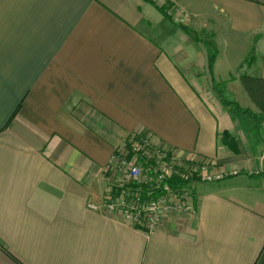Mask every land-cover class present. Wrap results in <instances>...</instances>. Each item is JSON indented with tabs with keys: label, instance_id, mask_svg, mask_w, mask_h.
<instances>
[{
	"label": "crops",
	"instance_id": "0c3cea01",
	"mask_svg": "<svg viewBox=\"0 0 264 264\" xmlns=\"http://www.w3.org/2000/svg\"><path fill=\"white\" fill-rule=\"evenodd\" d=\"M228 36L253 51L237 72L217 70ZM243 73L264 77V0H0V264H264V122ZM146 135L242 171L196 180L197 213L153 232L92 209Z\"/></svg>",
	"mask_w": 264,
	"mask_h": 264
},
{
	"label": "built area",
	"instance_id": "2783aa9c",
	"mask_svg": "<svg viewBox=\"0 0 264 264\" xmlns=\"http://www.w3.org/2000/svg\"><path fill=\"white\" fill-rule=\"evenodd\" d=\"M176 14L181 19L190 16L182 8H177ZM131 149L140 157L121 159L128 168L119 196L105 201L103 206L91 203L90 207L103 213L118 212L126 222L148 232L157 230L166 214L197 213L192 187L196 180L217 181L239 174L237 168L219 170L199 158L192 162L180 160L172 147L155 146L148 135L132 140Z\"/></svg>",
	"mask_w": 264,
	"mask_h": 264
},
{
	"label": "trees",
	"instance_id": "16d2710c",
	"mask_svg": "<svg viewBox=\"0 0 264 264\" xmlns=\"http://www.w3.org/2000/svg\"><path fill=\"white\" fill-rule=\"evenodd\" d=\"M153 2H155V0H153ZM206 44L210 51L209 64L212 66L218 50L212 42L209 41ZM240 80L249 97L260 110L259 113H253L249 109L243 112L253 118L254 126L258 128L259 125L264 122V77L243 73L240 75ZM220 96L225 105L232 106L234 112L242 111L241 107L237 103H231L225 98L223 91L220 92Z\"/></svg>",
	"mask_w": 264,
	"mask_h": 264
},
{
	"label": "rangeland",
	"instance_id": "374dc122",
	"mask_svg": "<svg viewBox=\"0 0 264 264\" xmlns=\"http://www.w3.org/2000/svg\"><path fill=\"white\" fill-rule=\"evenodd\" d=\"M172 9H177L176 7H172ZM177 16H179L180 14H176ZM229 39V41H228ZM231 39H233L232 36H228L225 40L224 43L221 44V46H219V55L217 56L216 60H217V70H227L229 67V56H231L232 58L237 57L238 62L235 66H231L230 69H232L233 71L237 72L239 71L240 65H244V63L249 64L251 62V58H252V54L253 51L252 49L249 47L248 50H246V47L244 45H242L243 47L240 46L239 48V44H236L235 42H231ZM244 44H246V42H244ZM229 52V54H228ZM233 72V73H235ZM236 75V73H235ZM234 87H236V85H234ZM240 92V91H239ZM239 92H237L238 95ZM241 96H238V99H240ZM241 100V99H240ZM242 101V100H241ZM150 138L152 139L151 135ZM229 169H235L230 167ZM219 170H224V168H219ZM239 173L242 171L240 169ZM258 171L256 172V174H260V172H262V170H260V168H256L254 170ZM124 173V171H122V174Z\"/></svg>",
	"mask_w": 264,
	"mask_h": 264
}]
</instances>
